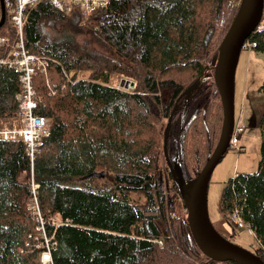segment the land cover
Listing matches in <instances>:
<instances>
[{
    "label": "trees",
    "instance_id": "1",
    "mask_svg": "<svg viewBox=\"0 0 264 264\" xmlns=\"http://www.w3.org/2000/svg\"><path fill=\"white\" fill-rule=\"evenodd\" d=\"M238 10L239 0H111L87 22L78 8L66 15L49 2L28 14L26 47L49 60L47 74L35 77L37 114L50 132L35 176L44 216L65 222L56 229L55 264H235L208 259L193 240L163 145L173 114L167 151L189 179L213 153L223 125L213 67ZM73 23L100 50L47 31L65 33ZM16 34L0 2V37L12 44ZM248 40L264 53V32ZM20 90L18 73L0 70V126L15 118ZM259 127L258 171L231 178L219 209L228 223L237 212L253 230L264 261V111ZM30 171L24 142L0 139V264H39Z\"/></svg>",
    "mask_w": 264,
    "mask_h": 264
},
{
    "label": "built area",
    "instance_id": "2",
    "mask_svg": "<svg viewBox=\"0 0 264 264\" xmlns=\"http://www.w3.org/2000/svg\"><path fill=\"white\" fill-rule=\"evenodd\" d=\"M43 2L51 3L57 10L66 14H71L73 9L78 8L83 17L89 18L95 10L108 6L111 0H4L6 14L11 24L16 28L17 34L12 44H10L9 38L0 37V70L7 69L18 73L21 90L17 95V109L14 113V120L18 125L0 128V139L6 142L20 140L26 145V154L31 163V171L27 178L30 191V208L39 232L35 244L38 262L39 264H55L53 250L57 246L56 229L65 222L57 216L52 218L44 216L39 200L41 187L35 176V161L44 140L50 135L48 120L37 114L41 101L37 96L35 77L39 72L47 74L49 60L31 53L26 47L24 37V26L28 14ZM240 4L241 0L239 6ZM256 31L264 32V15ZM256 47L255 42L248 40L242 52L245 51L250 55L256 50ZM246 130L242 116L236 118L230 149L239 153L245 151L239 144ZM228 224L236 230L248 229L254 234L237 212L230 217ZM157 243L160 246L163 245L162 240H157Z\"/></svg>",
    "mask_w": 264,
    "mask_h": 264
},
{
    "label": "water",
    "instance_id": "3",
    "mask_svg": "<svg viewBox=\"0 0 264 264\" xmlns=\"http://www.w3.org/2000/svg\"><path fill=\"white\" fill-rule=\"evenodd\" d=\"M0 2L4 22L6 9L4 0H0ZM263 15L264 0H241L236 18L219 47L217 60L213 67V79L222 105L223 125L218 144L197 178H188L183 166L177 163V155L174 157L173 164L168 160V137L173 114L169 118L164 133V155L177 182L181 199L186 208L187 223L192 238L205 257L220 263L264 264L262 258L236 245L220 234L213 226L208 210V192L211 178L215 169L227 155L234 132L236 73L242 50L252 33L260 25ZM120 86L129 89L134 87V83L122 80ZM188 128L189 126L185 129L186 133Z\"/></svg>",
    "mask_w": 264,
    "mask_h": 264
},
{
    "label": "rangeland",
    "instance_id": "4",
    "mask_svg": "<svg viewBox=\"0 0 264 264\" xmlns=\"http://www.w3.org/2000/svg\"><path fill=\"white\" fill-rule=\"evenodd\" d=\"M90 17H83L84 22L89 21ZM75 26L76 25L74 23L71 26L68 25L65 28V33H57L55 27L53 26H47V31L49 34H52L54 39L62 38L65 34L75 35L76 41L80 46L88 47L93 50H100L99 47L92 45L90 37L85 32H80ZM81 77L87 78V75H81ZM263 82L264 53L254 51L248 55L245 51H243L236 73L235 105L236 118L242 116V122L247 128L246 133L240 140V145L245 147V151L239 153L234 149H229L227 155L212 175L208 192V210L211 222L215 229L224 237L251 253H255L259 248V243L255 235L248 229L236 230L231 227L221 215L219 202L224 186L231 178H235L237 174L255 173L258 171L260 148L262 143V131L258 126V123L264 111V92L261 91ZM114 85L122 90H126L119 85V79L115 80ZM13 125H18V123L14 119H8L5 120L0 128ZM254 125L255 127H253ZM200 163L203 165L204 160H200ZM192 164V166H197L195 160H193ZM97 177L102 182L105 179L110 178V176L105 173H98ZM85 179L86 178L73 179L68 182L78 185ZM166 187L167 186L164 182V188ZM138 199L139 195H132V201H137Z\"/></svg>",
    "mask_w": 264,
    "mask_h": 264
},
{
    "label": "flooded vegetation",
    "instance_id": "5",
    "mask_svg": "<svg viewBox=\"0 0 264 264\" xmlns=\"http://www.w3.org/2000/svg\"><path fill=\"white\" fill-rule=\"evenodd\" d=\"M167 154L169 155V158L171 160V162H170V160H169V162L173 164V158L176 156V154H172L171 152L169 154L168 151H167Z\"/></svg>",
    "mask_w": 264,
    "mask_h": 264
},
{
    "label": "crops",
    "instance_id": "6",
    "mask_svg": "<svg viewBox=\"0 0 264 264\" xmlns=\"http://www.w3.org/2000/svg\"><path fill=\"white\" fill-rule=\"evenodd\" d=\"M255 124H257V123H255ZM258 126H259V123H258ZM253 127H255V125H254ZM239 145H240V144H239ZM240 146H241V145H240ZM241 147L245 149V147H243V146H241Z\"/></svg>",
    "mask_w": 264,
    "mask_h": 264
}]
</instances>
